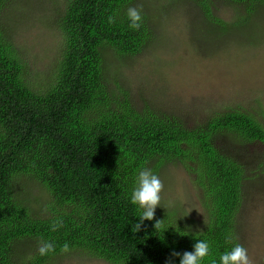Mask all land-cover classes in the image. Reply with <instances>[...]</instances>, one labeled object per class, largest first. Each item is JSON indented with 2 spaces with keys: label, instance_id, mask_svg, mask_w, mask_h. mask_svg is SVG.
<instances>
[{
  "label": "trees",
  "instance_id": "trees-1",
  "mask_svg": "<svg viewBox=\"0 0 264 264\" xmlns=\"http://www.w3.org/2000/svg\"><path fill=\"white\" fill-rule=\"evenodd\" d=\"M10 1L0 0V11ZM132 1L64 0L57 19L60 59L53 79L37 88L0 26V264H48L70 252L108 264H180L171 253L191 252L197 240L209 244L201 264H219L224 252L240 244L236 218L245 169L214 139L220 134L264 145V111L230 108L186 128L150 105L136 109L123 89L116 96L104 81L103 54L132 57L154 38L145 14L138 30L129 28ZM195 1L221 29L205 1ZM227 1L247 11L264 6V0ZM238 21L232 25L245 24L246 17ZM153 161L158 164L148 168ZM164 161H177L189 174L201 220L192 225L163 217L159 205L154 219L133 233L141 214L130 203L138 172L154 174ZM260 165L264 173V156ZM57 220L62 226L52 231ZM157 221L161 226L154 229ZM28 240L32 253L15 258L14 245ZM41 240L54 243L56 251L41 257ZM65 242L71 250L61 253Z\"/></svg>",
  "mask_w": 264,
  "mask_h": 264
},
{
  "label": "rangeland",
  "instance_id": "rangeland-1",
  "mask_svg": "<svg viewBox=\"0 0 264 264\" xmlns=\"http://www.w3.org/2000/svg\"><path fill=\"white\" fill-rule=\"evenodd\" d=\"M204 1L221 29L195 0L132 1L129 7L139 8L149 17L154 38L132 57L103 54L104 81L115 89L116 96L117 89H123L136 109L150 105L163 115L180 119L186 128L230 108L264 111V6L247 11L227 0ZM63 8L64 0H11L0 11V26L25 61L34 88L53 79L62 43L57 19ZM244 17L245 24L232 25ZM214 145L244 166L236 231L252 264H264V173L260 165L264 145L242 144L220 134ZM157 164L153 161L148 168ZM158 167L154 174L164 186L159 215L197 224L202 210L189 174L177 161H164ZM31 193L35 198L36 192ZM35 209V215L42 217L41 206ZM33 249L29 240L18 242L13 255L24 257ZM48 264L108 263L70 252Z\"/></svg>",
  "mask_w": 264,
  "mask_h": 264
},
{
  "label": "clouds",
  "instance_id": "clouds-1",
  "mask_svg": "<svg viewBox=\"0 0 264 264\" xmlns=\"http://www.w3.org/2000/svg\"><path fill=\"white\" fill-rule=\"evenodd\" d=\"M127 18L130 21V29L138 30L141 27L142 16L139 8L129 7L127 10ZM114 22L115 17L109 16L108 23L112 24ZM163 187L162 181L157 175L153 174L151 169L143 168L138 172L135 186L131 192L130 203L138 205L139 210H141V214L139 217V223L133 224L131 227V231L133 233L141 230V226L145 220L152 221L154 219L155 209L160 205V194ZM68 211L69 209L67 208V212ZM161 222L162 221H157L154 224V229L159 228L161 226ZM62 223V220L54 221L51 226V230L56 231L60 226H62ZM70 250V246L67 242L60 246L61 253H68ZM55 251L56 246L50 241L41 240L37 244V253L41 257L47 256ZM208 254L209 244L205 240H197V242L193 245V250L191 252L186 251L182 255L180 253L173 252L171 253V256L180 257V264H201V261L208 256ZM166 264H171V260L167 261ZM219 264H252V260L248 255L247 248H245L242 244H236L231 248V250L224 252L220 256Z\"/></svg>",
  "mask_w": 264,
  "mask_h": 264
}]
</instances>
